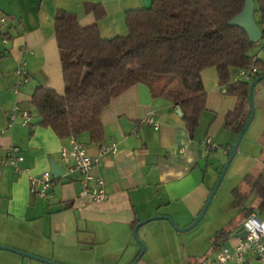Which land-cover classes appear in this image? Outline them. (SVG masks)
<instances>
[{
    "label": "crops",
    "instance_id": "1",
    "mask_svg": "<svg viewBox=\"0 0 264 264\" xmlns=\"http://www.w3.org/2000/svg\"><path fill=\"white\" fill-rule=\"evenodd\" d=\"M89 3L104 8L106 14L97 23L101 36L111 38L127 33V11L147 7L151 0H0V18L5 16V22L0 21V149L15 145L24 157L22 172L0 169V245L62 264H130L140 251L132 234L139 221L163 215L184 227L202 209L211 187L207 168L203 169L209 151L205 139L219 144L221 151L232 146L237 134L223 123L236 97L219 85L215 67L205 68L201 72L205 110L191 136L175 104L153 98L146 85L134 84L111 98L101 113L102 143L115 142L117 149L104 153L90 174L103 180L107 198L95 202L80 197L77 173L56 177L50 200L32 195L29 176L50 170V161L63 169L59 150L67 142L52 129L36 125L38 118L30 104L36 86L63 93L54 15L63 9L76 15L80 25H91L95 18L86 11ZM24 48L31 53L25 54ZM22 59L27 80L17 86ZM14 105L31 113L32 129L22 126L20 119L9 126L7 114ZM149 116L158 122L157 129L144 122ZM77 139L89 155H97L99 144L91 143L87 133ZM263 169L261 160L246 174L258 175ZM258 216L264 222V212ZM230 221L237 226L219 242L224 247L237 243L239 236L233 233L243 224L241 210L219 218L211 213L201 229L184 232L163 219L146 222L138 235L147 254L137 264H196L217 251L212 239ZM154 254H159L158 259ZM0 264L46 263L0 249ZM246 264L264 262L250 255Z\"/></svg>",
    "mask_w": 264,
    "mask_h": 264
},
{
    "label": "trees",
    "instance_id": "2",
    "mask_svg": "<svg viewBox=\"0 0 264 264\" xmlns=\"http://www.w3.org/2000/svg\"><path fill=\"white\" fill-rule=\"evenodd\" d=\"M244 1L151 0L147 7L127 11V33L111 38H103L99 31L97 22L106 14L101 4H87L86 11L92 12L95 22L86 26L79 24L76 15L57 9L54 35L63 93L43 85L34 88L30 104L38 118L36 125L52 129L61 140L87 133L91 143L101 144L105 136L103 109L128 87L143 84L153 98L180 106L181 118L192 136L207 97L201 72L212 66L224 92L236 97L223 127L238 134L249 114L251 81H233V73L254 65L256 76L264 74V58L252 60L253 48L264 40V0H254V15L259 16L255 20L262 32L258 42L251 43L243 29L228 24ZM257 85L264 91V79ZM260 139L264 146V133ZM243 180L248 192L232 188L231 207H239L245 220L264 212V169L258 175L246 174ZM249 193L256 196L257 204L247 208L244 204ZM234 226L230 221L214 235L212 244L217 251Z\"/></svg>",
    "mask_w": 264,
    "mask_h": 264
},
{
    "label": "built area",
    "instance_id": "3",
    "mask_svg": "<svg viewBox=\"0 0 264 264\" xmlns=\"http://www.w3.org/2000/svg\"><path fill=\"white\" fill-rule=\"evenodd\" d=\"M1 22H5V16H1ZM24 53H31L24 48ZM252 55V60L258 56ZM25 60H21L17 73L20 77L17 86L24 84L27 74L25 69ZM257 69L254 65L249 68H237L234 73L233 81L250 82L256 76ZM8 124L12 126L17 119L21 120V125L32 129L33 124L31 115L27 110H23L18 105H14L7 114ZM150 124L154 129L158 128V122L149 116L144 121ZM133 131V129H131ZM205 145L210 151H216L219 146L211 141L209 137L205 139ZM117 149L115 142L101 143L98 145L96 156L88 154L86 147L82 144L76 135H71L67 142L60 146V158L63 163V174L69 175L77 173L79 175V196L87 197L95 202H102L107 198V192L103 180L99 177H92L90 170L99 163L100 157L106 152H114ZM230 148H222L224 155H227ZM24 157L18 146L9 145L0 149V169L10 167L15 172L20 173V163ZM55 179L50 170L41 171L35 175L29 176V192L44 200H50L53 197V186ZM245 235L237 238V243L233 246H224L216 251L212 256H206L196 264H246L248 256H253L257 260L264 262V222L258 214H251L243 221Z\"/></svg>",
    "mask_w": 264,
    "mask_h": 264
},
{
    "label": "rangeland",
    "instance_id": "4",
    "mask_svg": "<svg viewBox=\"0 0 264 264\" xmlns=\"http://www.w3.org/2000/svg\"><path fill=\"white\" fill-rule=\"evenodd\" d=\"M254 16L255 19L258 20V14ZM253 51L254 53L258 54V57L264 58V40H261L259 44L255 45ZM253 98V120L249 125L248 130H246L243 138L241 139L237 153L232 158L210 204L205 211L206 215H204L199 224H197L193 229H201L206 221L209 220V216L211 215V213L213 214L214 218H219L225 213L240 211V208L231 207L230 205L232 200L231 190L234 187H239L241 191L248 192V188L244 183L243 177L248 172L247 170H252V167L256 168L262 160L263 145L261 143L260 137L264 133V91L258 85L254 87ZM217 145L220 146L219 144ZM244 150H246V152L248 153L242 154ZM226 158L227 156L222 155L221 149H218L217 151L206 152L205 160L203 162V169L205 170V168H207L206 178L211 186L210 191L217 180L219 172L221 171ZM255 202H257L256 196L253 193H249L248 200L245 203V206H252ZM140 235L142 236V232L140 233ZM141 241L143 242V240ZM172 249V247H169V252ZM146 254L147 253L145 245L144 255ZM149 256H151V254H149ZM152 256L153 258L158 259L159 254H154Z\"/></svg>",
    "mask_w": 264,
    "mask_h": 264
},
{
    "label": "water",
    "instance_id": "5",
    "mask_svg": "<svg viewBox=\"0 0 264 264\" xmlns=\"http://www.w3.org/2000/svg\"><path fill=\"white\" fill-rule=\"evenodd\" d=\"M254 12H255L254 0H245L241 11L239 13H237L232 19H230L228 21L229 25L237 26V27H240L241 29H243L248 36V40L251 43L258 42L260 39H262V32H261V29L255 20ZM262 79H264V74L257 75L253 78V80L249 84V88H248L249 114H248V117H247L246 121L244 122L243 126L241 127L239 133L237 134V137H236L234 143L230 147L229 152L227 154L226 161H225L221 171L219 172L217 180H216L213 188L211 189V191H210V193H209V195L205 201V204L203 205V207L200 210V212L198 213V215L194 218V220L191 223H189L188 225H186L184 227H179L175 223V221L172 217L163 216V215H153V216H151V217H149L143 221H139L134 226L132 234H133L134 240L140 246V251H139L138 255L133 259V261L130 264H137L139 258L145 252V244L139 239V236H138V228L142 224L149 222V221L163 219V220L168 221L169 224L175 230L180 231V232H184V231H188V230L194 228L199 223V221L203 218L205 211H206L208 205L210 204V202H211V200H212V198H213V196H214V194H215V192H216V190H217V188H218V186H219V184H220V182H221V180H222V178H223V176H224V174H225V172H226V170H227V168H228V166L232 160V158L237 153L241 139L243 138L246 130L248 129L249 125L251 124V122L253 120V117H254L253 90H254V87L257 85V83ZM175 109L177 111V114L179 116H182V110H181L180 106L175 105ZM49 168H50V171L54 177H59L63 174V169L58 164H56L54 161L49 162ZM245 232H246L245 227L243 224H241L234 231L233 234L238 235L239 237H243L245 235ZM0 249L11 251V252L16 253L18 255L26 256L28 258H31V259H34V260H37V261H40V262H43L46 264H62V263H57L55 261H51V260H48L45 258H41V257L35 256V255H32L30 253H27V252H24L21 250H17L15 248L3 246V245H0Z\"/></svg>",
    "mask_w": 264,
    "mask_h": 264
}]
</instances>
